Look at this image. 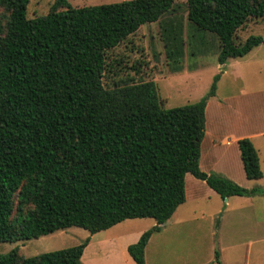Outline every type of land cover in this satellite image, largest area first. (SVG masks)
<instances>
[{
	"label": "trees",
	"instance_id": "1",
	"mask_svg": "<svg viewBox=\"0 0 264 264\" xmlns=\"http://www.w3.org/2000/svg\"><path fill=\"white\" fill-rule=\"evenodd\" d=\"M30 1L0 0L9 11L4 35L0 21V242L71 226L94 234L126 219L151 217L157 224L128 246L136 264H146L151 236L186 201L187 173L223 199L264 195L263 186L247 188L200 166L206 106L219 74L201 99L171 108L163 107L153 80L104 83L106 52L174 10L177 0L81 7L55 0L47 13L32 18ZM185 1L197 30L217 35L219 63L264 43L262 34L237 41L241 27L264 17V0ZM169 56H176L174 49ZM238 144L246 177L261 178L252 139L242 137ZM16 194L20 213L12 219ZM88 243L89 237L33 256L14 247L0 252V264H84Z\"/></svg>",
	"mask_w": 264,
	"mask_h": 264
},
{
	"label": "rangeland",
	"instance_id": "2",
	"mask_svg": "<svg viewBox=\"0 0 264 264\" xmlns=\"http://www.w3.org/2000/svg\"><path fill=\"white\" fill-rule=\"evenodd\" d=\"M54 1L31 0L28 17L47 13ZM117 1L122 0H69L75 7ZM175 7L159 20L143 24L106 52L105 85L112 87L121 77L130 82L153 80L163 107L171 108L201 99L210 90L214 76L225 70L218 83V95L211 97L206 107V131L211 128L216 113L217 118L222 115L223 109L218 104L221 100L229 103L230 110L241 107V113L230 116L228 137L233 139L243 134L248 137V134L264 129V49L241 62L230 59V66L224 67L218 61L220 41L217 35L197 30L188 20L185 0H177ZM8 16L9 11L0 6V21L4 26L1 35L5 33ZM164 26L172 30L165 33ZM251 34L264 35V17L251 19L241 27L237 31V41H244ZM167 37L172 39L168 44ZM171 49L176 52L174 58L169 56ZM236 97L241 100L238 105L235 104ZM210 137L208 134L202 141V170L222 172L247 188L264 186V176L257 180L247 179L234 141L227 144L223 137L221 145L211 153ZM255 141L264 171V136H258ZM186 182V201L162 230L151 236L145 250L146 264H219L217 251L223 264H264V195H232L223 199L204 180L191 173L187 174ZM17 203L18 194L15 195L12 219L20 213ZM31 206L32 203H28L25 209ZM156 224L154 218L148 217L132 219L127 225L137 229L133 231L136 236L140 229L147 230ZM90 234L85 228L71 226L39 238L0 242V252L18 247L23 256H33L79 244ZM106 251L110 252L109 248ZM123 254L124 251L118 252L122 261L125 260ZM84 261L92 264L89 252L84 255Z\"/></svg>",
	"mask_w": 264,
	"mask_h": 264
},
{
	"label": "crops",
	"instance_id": "3",
	"mask_svg": "<svg viewBox=\"0 0 264 264\" xmlns=\"http://www.w3.org/2000/svg\"><path fill=\"white\" fill-rule=\"evenodd\" d=\"M263 44L264 43H260L259 45L255 46L251 51H249L247 54H245L243 56H240V57H229L226 60V62L222 63V66L229 67L230 64L228 62H229L230 59H233V58L239 59V61H237V62H241V61L245 60L244 58H246L247 56H253V54H255V52H259V51L264 49V47H261ZM224 72H225V70L221 71V73H219L220 74V78H219V80L217 82V89H218V83L220 82L222 74H224ZM217 89H216V94L214 96H211V97H215L216 95H218L217 94ZM221 101H219L218 104H219L220 108L223 109L222 115H221L220 118H217V113H216L214 119L212 120L211 128L210 129L208 128L207 131H206V134H205V137L207 136V138H208V134L211 135L208 147H210V149H212L211 150V153H212L214 149L218 148L217 146L221 145V143H222L221 140L224 137L223 139H224V141L227 144L229 142H233L234 141L235 144H236V147H238V150L240 152L238 140L240 138H242V137H247V136H245L246 134L245 135L243 134V135H239V136H234L233 139H232V137H228L227 134L230 133L228 131L231 128L230 127L231 126L230 125V121H229L230 118H231L230 116L237 114V112H240L239 110H240L241 107H236L235 110H230L229 109L230 108L229 103H227L226 100H221ZM240 101L241 100L239 98H237V97L235 98V104L238 105L240 103ZM207 105H208V103H207ZM224 110H226V113L224 112ZM258 136H264V129H258L256 131H254V133L248 134V137L252 139L254 145L256 146V148H257V150L259 152L258 144L255 141V139ZM201 154H202V152H201ZM239 154H240L239 156H241V152ZM210 156H212V155H210ZM259 156H260V152H259ZM212 158H214V156H212ZM240 159L242 161L241 157H240ZM260 162H261V156H260ZM243 166H244V164H243ZM261 166H262V164H261ZM211 171H216V170H211ZM216 172H218V171H216ZM219 173L223 174L222 172H219ZM223 175H225V174H223ZM263 176H264V174H263ZM263 176L261 178H263ZM228 178H230V177H228ZM261 178H257V179H261ZM257 179H250V180H257ZM186 185H187V182H186ZM186 198H187V196H186ZM176 211L174 212L173 215H175ZM132 219H139V218L126 219V220H124L122 222H119L116 225L106 229V230H102L100 232H97V233H94V234H90V236H88L89 237V243L86 246V248L84 250V254L82 256L83 261H84V255L87 252H89L90 257H91V259L93 261L92 264H100V263L101 264H105V263H108V262L111 263V264H136L134 259L128 253V246L131 243L136 242L140 238V236L142 235V233L145 230H143V228L140 229L138 231V233L136 234V236H135V233L133 234V231L136 228H134L131 225L130 226L127 225L128 222H130V220H132ZM124 225H126L127 227L125 226L123 228L122 227L120 228V226H124ZM164 225H165V223L161 226V230H162V227ZM116 228H120V229L117 230ZM95 237H96V239L94 240ZM94 245H95V247H94ZM113 245H115V246L113 247ZM92 247H94L93 250H91ZM106 248H109L110 252H112V254H110V256L108 255L110 252L106 251ZM110 248L112 249V251H111ZM118 249H120L122 252L124 251V254H123L124 257H125L124 261H122L120 256H118V252H120V250H118ZM84 264H89V263L84 261Z\"/></svg>",
	"mask_w": 264,
	"mask_h": 264
}]
</instances>
